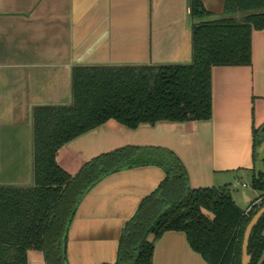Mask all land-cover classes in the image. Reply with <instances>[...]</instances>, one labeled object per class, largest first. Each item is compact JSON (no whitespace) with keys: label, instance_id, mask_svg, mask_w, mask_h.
Listing matches in <instances>:
<instances>
[{"label":"crops","instance_id":"obj_1","mask_svg":"<svg viewBox=\"0 0 264 264\" xmlns=\"http://www.w3.org/2000/svg\"><path fill=\"white\" fill-rule=\"evenodd\" d=\"M202 2L213 17L223 14L225 0ZM191 61L189 0H0V185L32 183V110L71 103L74 67ZM212 84L210 120L136 129L109 120L65 144L58 164L75 175L100 154L132 145L174 152L191 188L254 172V132L264 125V29L252 34V64L214 67ZM164 177L162 168L142 166L102 179L70 225L69 264H114L126 222ZM154 243L153 264H209L184 232L168 231ZM28 264H45L43 253L29 251Z\"/></svg>","mask_w":264,"mask_h":264},{"label":"trees","instance_id":"obj_2","mask_svg":"<svg viewBox=\"0 0 264 264\" xmlns=\"http://www.w3.org/2000/svg\"><path fill=\"white\" fill-rule=\"evenodd\" d=\"M189 6L190 63L76 66L70 104L34 106L32 183L0 185V264H28L31 250L42 252L45 264H69L68 233L84 197L105 177L142 166L160 167L165 177L126 222L114 264H153L154 240L168 231L184 232L209 264H241L246 227L264 206V172L253 174L251 186L260 196L243 209L227 184L191 188L184 164L166 148L124 146L86 162L75 175L57 162L65 144L109 120L136 129L212 118L213 68L252 64L264 0H225L219 17L202 0ZM248 253L250 264H264V216Z\"/></svg>","mask_w":264,"mask_h":264},{"label":"rangeland","instance_id":"obj_3","mask_svg":"<svg viewBox=\"0 0 264 264\" xmlns=\"http://www.w3.org/2000/svg\"><path fill=\"white\" fill-rule=\"evenodd\" d=\"M264 172V133L262 130H257V145H256V165L254 172L243 171L242 173H238L237 175H232L227 185L230 186L232 191V196L237 201L238 206L243 209H246L247 205L244 203L243 192H246L248 196L254 200L260 196V192L254 190L251 186L252 176L254 173ZM224 184H220L217 186H222ZM258 200L257 204L261 203Z\"/></svg>","mask_w":264,"mask_h":264},{"label":"water","instance_id":"obj_4","mask_svg":"<svg viewBox=\"0 0 264 264\" xmlns=\"http://www.w3.org/2000/svg\"><path fill=\"white\" fill-rule=\"evenodd\" d=\"M262 132L264 133V125L261 128ZM264 216V206H262L256 214L253 216L251 221L246 227L243 243H242V257H241V264H250L251 262V255L248 253L249 241L252 234L253 229L259 223L260 219Z\"/></svg>","mask_w":264,"mask_h":264}]
</instances>
